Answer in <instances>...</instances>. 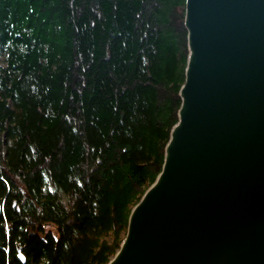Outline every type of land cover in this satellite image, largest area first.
<instances>
[{"label": "trees", "instance_id": "16d2710c", "mask_svg": "<svg viewBox=\"0 0 264 264\" xmlns=\"http://www.w3.org/2000/svg\"><path fill=\"white\" fill-rule=\"evenodd\" d=\"M185 10L0 0V264L117 253L178 122Z\"/></svg>", "mask_w": 264, "mask_h": 264}, {"label": "water", "instance_id": "95a60500", "mask_svg": "<svg viewBox=\"0 0 264 264\" xmlns=\"http://www.w3.org/2000/svg\"><path fill=\"white\" fill-rule=\"evenodd\" d=\"M185 28L178 122L108 264H264V0H186Z\"/></svg>", "mask_w": 264, "mask_h": 264}]
</instances>
